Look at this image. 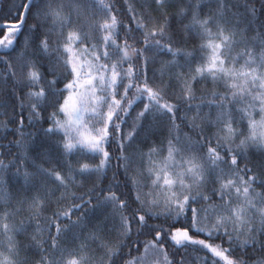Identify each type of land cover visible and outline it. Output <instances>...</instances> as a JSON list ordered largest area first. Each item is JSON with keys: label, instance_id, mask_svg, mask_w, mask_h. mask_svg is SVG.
Returning <instances> with one entry per match:
<instances>
[{"label": "snow or ice", "instance_id": "1", "mask_svg": "<svg viewBox=\"0 0 264 264\" xmlns=\"http://www.w3.org/2000/svg\"><path fill=\"white\" fill-rule=\"evenodd\" d=\"M125 2L0 18V264H264V0Z\"/></svg>", "mask_w": 264, "mask_h": 264}, {"label": "trees", "instance_id": "2", "mask_svg": "<svg viewBox=\"0 0 264 264\" xmlns=\"http://www.w3.org/2000/svg\"><path fill=\"white\" fill-rule=\"evenodd\" d=\"M106 2H109L111 4H113L114 6V11H116V14L121 18V19H125V13L127 10V3L125 2V0H106ZM143 0H128V3H134L137 6V10L139 11V4L142 3ZM203 2L205 4H208L210 2V0H203ZM233 3L238 4V5H243L245 3V0H232ZM20 0H0V18L3 19H8L10 18V15L12 12H15V5L19 4ZM257 6H259L257 4ZM205 11H207V8L205 9ZM239 11L242 13L243 12V8L241 7L239 9ZM0 22H3L2 19H0ZM126 22V20H125ZM29 23H31V20L29 19ZM0 35H2V33H0ZM251 35V33H250ZM21 39H23V37H21ZM192 45H189V48H191ZM0 55H3V51H0ZM160 67L159 63H156L154 65H150V70H149V75L151 76L153 71L158 70ZM158 75V72H157ZM62 86V85H61ZM216 87V90L218 91H223V85L220 86H214L211 81L209 80L207 83L202 82L200 85H197V96L201 95V92H211L213 90V88ZM5 101V97H3L2 95H0V121H4L7 119H11L13 118V113H12V108L11 105H9L7 108L3 107L2 105L4 104ZM199 101H195L194 103H198ZM142 104H140V107L142 108ZM184 107V106H182ZM136 111H139V108L136 109ZM205 112L208 111L207 108L204 109ZM7 113V114H5ZM25 117L27 116V112L24 113ZM133 116H135V112L132 113ZM189 115H191V113H189ZM15 120L19 121L20 119V115H19V108H17L16 111V115H15ZM258 118V117H257ZM131 124V119L129 120V125ZM48 125L45 124L44 127H47ZM9 128H15L14 124H10L8 125ZM246 127V124H245ZM129 129L126 127L125 128V132H127ZM26 131L28 132H32L34 131V129L32 128H26ZM182 131L186 132L188 131L187 128H182ZM166 133V130H165ZM5 133L2 129H0V136H4ZM17 137L14 136L12 133H8L6 139H0V144L3 145H8L9 141H13L15 140ZM109 150L113 153V160H112V169H115V165H116V160H115V156L117 154L116 152V145L115 144H111L109 146ZM17 150L15 148L11 149V152L15 153ZM129 151H131V149H129ZM253 152H255V150H253ZM12 156L9 155V149L8 148H0V159H4L5 162H7V160L11 159ZM48 165L45 164V167H47ZM12 172H15V169H12ZM112 175V171L108 172V176L111 177ZM8 176H11V173L8 174ZM90 185L86 184L84 187L79 189V192H85L87 190V187H89ZM3 189L5 191H8L10 193L11 196H13L14 198L17 197L18 192L20 191V185L16 183L15 178H12L11 181L6 184L3 185ZM257 191H261V189L259 187H257ZM56 209V205H52L50 208H48L45 212V215H51L52 211H55ZM26 215V214H23ZM75 219V217H73ZM20 217H17V220H19ZM31 232V229L29 230V233ZM198 238H204L203 236H200ZM133 240H136L137 237L135 235H133L132 237ZM139 239L141 241H143L145 239V237H139ZM18 240L22 243V244H28L30 242L29 236H24L21 235L18 237ZM125 251H127V249H125ZM199 255V256H203L204 253H193L192 255V259L194 260L195 257ZM29 257L30 259H34V260H38L39 259V255L38 254H34V253H29ZM179 258V257H178Z\"/></svg>", "mask_w": 264, "mask_h": 264}]
</instances>
